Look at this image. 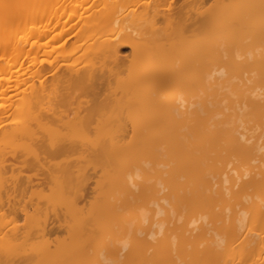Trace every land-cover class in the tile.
<instances>
[{
  "label": "bare ground",
  "instance_id": "6f19581e",
  "mask_svg": "<svg viewBox=\"0 0 264 264\" xmlns=\"http://www.w3.org/2000/svg\"><path fill=\"white\" fill-rule=\"evenodd\" d=\"M139 1L0 0V170L43 121L146 136L158 209L123 263L264 264V56L252 48L262 11L245 0L157 28L158 4ZM214 28L220 64L203 60ZM51 145L50 159L81 148ZM91 149L102 159L120 147Z\"/></svg>",
  "mask_w": 264,
  "mask_h": 264
},
{
  "label": "rangeland",
  "instance_id": "374dc122",
  "mask_svg": "<svg viewBox=\"0 0 264 264\" xmlns=\"http://www.w3.org/2000/svg\"><path fill=\"white\" fill-rule=\"evenodd\" d=\"M243 1L140 0L139 3L158 4L157 28H161L163 16L174 24L193 19L196 12L209 17L214 13L228 16L229 9ZM250 1L262 11L264 22V2L247 0L248 4ZM257 13L255 10L254 15ZM261 29L252 32L255 36L264 35ZM201 38L208 49L204 62L226 61L215 60L221 57L220 46L215 47L219 38H223L220 28L204 33ZM252 48L255 55L264 56L261 38L252 43ZM120 55L126 57L129 51L123 50ZM110 67L107 64L105 70ZM76 100L87 101L83 95ZM64 123L65 120L43 121L49 129L35 128L32 135L12 142L5 150L0 170V264H124L133 238L142 239L141 231L154 230L149 219L152 211L158 209L151 191L155 144L148 143L146 136L130 140L113 133H81L76 125ZM100 141L120 149L107 152L100 159L91 149V145ZM68 143L81 148L53 159L45 153L50 144L58 148ZM138 166L143 167V173L138 172ZM49 188H53L52 193ZM163 194L161 191L160 196Z\"/></svg>",
  "mask_w": 264,
  "mask_h": 264
}]
</instances>
